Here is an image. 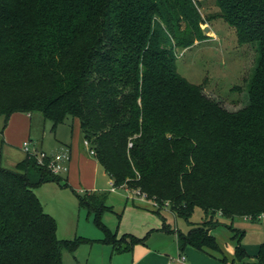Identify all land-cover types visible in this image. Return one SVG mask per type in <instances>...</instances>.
Masks as SVG:
<instances>
[{"label": "trees", "instance_id": "16d2710c", "mask_svg": "<svg viewBox=\"0 0 264 264\" xmlns=\"http://www.w3.org/2000/svg\"><path fill=\"white\" fill-rule=\"evenodd\" d=\"M212 1L218 12L205 17L198 0H0V114L7 125L16 112L40 113L53 129L79 119L115 187L139 189L157 213L169 207L189 220L202 208V223L178 231L177 242L216 254L220 217L264 213V0ZM215 18L257 45L238 110L178 70V50L204 40ZM62 180L29 152L16 169L0 165V264H63V250L84 242L58 237L35 191ZM73 190L104 226L108 193ZM228 226L235 257L220 260L246 264L244 231ZM126 236L114 240L127 252L144 241ZM253 264H264V243Z\"/></svg>", "mask_w": 264, "mask_h": 264}, {"label": "rangeland", "instance_id": "374dc122", "mask_svg": "<svg viewBox=\"0 0 264 264\" xmlns=\"http://www.w3.org/2000/svg\"><path fill=\"white\" fill-rule=\"evenodd\" d=\"M198 1L203 16L218 12L212 0ZM205 26H210L211 30L205 33L207 37L204 40L197 41L196 46L188 51L178 50V70L189 81L204 85L205 93L220 101L226 108L238 110L248 102L245 93L248 89L246 79L257 63V45L241 44L236 29L222 18L206 21L203 29ZM238 87H243L244 92L240 93ZM9 123L10 120L6 125V116L0 114V165L16 169L17 164L25 159L27 151L18 146V139H12V143H9L2 133ZM72 124V118L60 124L57 135L53 122L37 113L31 122L30 149L43 148L51 153L60 148V143H70ZM77 127L75 125V133ZM21 140L23 142L25 139ZM76 169L75 166L74 183L69 181L71 187L64 186L68 182L65 172L62 174V183L49 181L35 190L44 210L56 219L58 237L84 239L75 252L67 248L63 250V264H133V251L127 252L126 241L122 245H115L114 238L119 240L125 234L130 240L131 236H135L149 241L159 252L174 256L177 250V232H188L192 226L202 223L205 217V212L200 207L195 209L189 220L176 216L169 207L157 213V206L141 201L144 198L138 194L134 196L130 189L109 185L108 175L101 164L100 184L106 186L102 190L108 193L107 204L112 207L102 213V226L97 223L93 212L79 204L73 188L81 194L85 193V189H79V171ZM220 220L223 224L214 228L212 233L217 236L224 250L229 251V246L233 243V231L226 224H230L232 220L226 217H220ZM143 242H139V245H143Z\"/></svg>", "mask_w": 264, "mask_h": 264}, {"label": "crops", "instance_id": "0c3cea01", "mask_svg": "<svg viewBox=\"0 0 264 264\" xmlns=\"http://www.w3.org/2000/svg\"><path fill=\"white\" fill-rule=\"evenodd\" d=\"M36 114H27L22 112L14 113L10 118V123L7 128L2 131L3 134L6 135L9 143H12V139H18V146L23 147V143L27 140L31 141V122L32 117ZM64 124V123H62ZM60 125V124H59ZM59 125L54 129L57 132V135L60 132ZM75 125L76 128L75 133ZM72 135L70 143L62 142L60 143V148L58 150H54L51 153L61 152L66 150L67 148L70 151V161H69V171L66 172L67 180L73 182V168L77 167L79 171L78 180H79V189H85V191L90 192H105L102 190L104 185L100 184L99 179V168L101 163L98 159H95V155H92L89 149L84 144V138L81 133L80 121L79 119H75L72 124ZM27 138V139H26ZM21 139L23 142H21ZM64 139H66L64 137ZM83 145H82V144ZM43 150V148L41 149ZM76 169V171H77ZM64 174V173H63ZM107 174V173H106ZM62 175V174H61ZM108 175V174H107ZM109 185L112 184L114 186L113 179L108 175ZM71 185V184H70ZM106 187V186H104ZM127 188V187H125ZM128 189V188H127ZM141 201L148 203L149 205H153L151 200L141 199ZM156 210V209H155ZM230 224H226V226L231 225L234 228H238L244 231L242 236V244L244 248L248 251V253L252 256L248 260H246V264H253L255 261V256L258 254L261 245L264 243V219H251L246 216H236L231 219ZM229 227V226H228ZM231 229V228H230ZM233 231V229H231ZM215 235V234H214ZM235 232L233 231V243L229 246V251L224 250L221 243V252L220 253H208L197 248L188 246L184 251L180 250V247L177 242V250L173 255L161 253L158 248L150 244L149 241H144L143 245L136 244L133 249V264H167L169 261L174 260L175 264H225L220 260V257L226 256L228 259L233 260L235 257V247L237 244V240L234 239ZM216 236V235H215ZM217 238V236H216ZM218 239V238H217ZM139 249V251H138ZM226 251L231 254L228 255ZM139 253V255L137 254ZM183 253L186 256V261H180L178 258L180 254Z\"/></svg>", "mask_w": 264, "mask_h": 264}, {"label": "built area", "instance_id": "2783aa9c", "mask_svg": "<svg viewBox=\"0 0 264 264\" xmlns=\"http://www.w3.org/2000/svg\"><path fill=\"white\" fill-rule=\"evenodd\" d=\"M31 141L27 140L23 143V148L29 152L30 154H35L36 157L39 160V163L42 165H47V167L56 175H61L65 172L69 171V161H70V151L67 148L66 150H63L61 152H55V153H48L45 150H32L30 149ZM84 144L89 149L90 153L92 155H96V151L91 148V143L89 140L85 139ZM129 189V188H128ZM135 196L136 194L140 195L142 198L146 200L148 199L147 195L145 193H142L139 189H130ZM154 206H157V202L154 200H151ZM258 219H264V213H261L258 216ZM180 261L185 262L186 256L185 254L181 253L179 258ZM167 264H175L174 260L169 261Z\"/></svg>", "mask_w": 264, "mask_h": 264}, {"label": "water", "instance_id": "95a60500", "mask_svg": "<svg viewBox=\"0 0 264 264\" xmlns=\"http://www.w3.org/2000/svg\"><path fill=\"white\" fill-rule=\"evenodd\" d=\"M210 30H211V27L210 26H205L204 27V32L205 33H208Z\"/></svg>", "mask_w": 264, "mask_h": 264}]
</instances>
